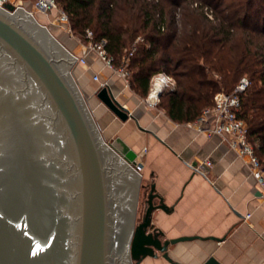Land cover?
Segmentation results:
<instances>
[{"label":"water","instance_id":"1","mask_svg":"<svg viewBox=\"0 0 264 264\" xmlns=\"http://www.w3.org/2000/svg\"><path fill=\"white\" fill-rule=\"evenodd\" d=\"M38 18L0 7V264L170 260V245L191 238L162 241L152 228L153 213L168 209L154 186L137 221L146 189L137 153L120 137L105 141L77 58ZM96 97L121 121L134 118L109 84Z\"/></svg>","mask_w":264,"mask_h":264},{"label":"crops","instance_id":"2","mask_svg":"<svg viewBox=\"0 0 264 264\" xmlns=\"http://www.w3.org/2000/svg\"><path fill=\"white\" fill-rule=\"evenodd\" d=\"M69 41L64 42L71 52L87 57L88 64H78L75 77L105 141L120 137L137 153L134 166L143 164L139 174L146 189L140 191L137 221L145 213L146 193L154 186L168 209L153 213L152 228L163 233L162 241L191 238L170 245V260L160 255L140 264H204L211 256L221 264H264V197L246 162L220 137H209L190 123L172 120L159 107L148 106L147 97L137 94L130 81L127 85L106 69L86 45ZM94 74L104 75L101 81L108 82L133 119L121 121L97 99L101 82L94 81ZM209 161L210 166L205 165ZM189 162L203 164L208 179L194 172Z\"/></svg>","mask_w":264,"mask_h":264},{"label":"trees","instance_id":"3","mask_svg":"<svg viewBox=\"0 0 264 264\" xmlns=\"http://www.w3.org/2000/svg\"><path fill=\"white\" fill-rule=\"evenodd\" d=\"M75 36L86 44L107 40L116 67L129 58L130 86L148 97L151 79L165 72L176 88L157 107L178 123L194 122L221 91L232 93L244 76L250 85L239 112L264 165V0H58ZM206 9L213 12L210 20ZM179 19L177 20V17Z\"/></svg>","mask_w":264,"mask_h":264},{"label":"built area","instance_id":"4","mask_svg":"<svg viewBox=\"0 0 264 264\" xmlns=\"http://www.w3.org/2000/svg\"><path fill=\"white\" fill-rule=\"evenodd\" d=\"M26 3H29L32 9H28ZM8 4L13 5L15 10L10 11L6 8V5ZM0 7L10 14H14V12L20 7L30 13L33 17L37 14H41L49 19L52 16V13L56 12V20L59 22L58 24L65 30H68L74 38L72 29L70 28L69 16L62 8L58 7V0H0ZM206 14L208 18L213 19V12L211 10L206 9ZM86 37L90 41L86 45L88 53L94 52L104 63L105 68L121 76L127 85L129 84L130 78V72L128 70L129 58L134 54L137 50V46L141 43H144L147 48H150V44L145 43L142 37L137 38L128 55L124 57L122 65L116 67L114 64V58L107 52V40L102 39L94 41L93 32L90 29L86 30ZM72 54L77 58V65L86 66L88 64L86 55H78L73 52ZM93 79L95 82H101V87L108 85V82L101 81L99 74H94ZM249 85L250 80L244 77L232 93H226L224 91L217 93L214 98V105L205 108L200 116L194 122L190 123L189 126L195 128L198 132L207 134L209 137H220L226 145L234 150L248 165L252 175L257 180L262 191V196L264 197V165L256 154L255 146L249 140L245 121L239 116L242 107L241 95L246 91ZM175 88V79L165 72H160L152 77L150 92L145 99V102L148 106L156 107L160 101L162 93L168 90H174ZM187 164L194 172L200 173L208 179L209 173L206 172L203 164L191 162ZM210 164V161L205 163V165L208 166H210ZM134 168L140 173L143 169V164L137 163ZM248 217L250 216L248 215L246 218Z\"/></svg>","mask_w":264,"mask_h":264},{"label":"rangeland","instance_id":"5","mask_svg":"<svg viewBox=\"0 0 264 264\" xmlns=\"http://www.w3.org/2000/svg\"><path fill=\"white\" fill-rule=\"evenodd\" d=\"M30 4L29 3H26V7L28 8V9H32L31 8V6H29ZM58 7L59 8H61L60 7V5L58 4ZM56 12H53V14H52V18H51V21H50V19L49 18H47V17H45L44 15H41V14H37L36 16H39V18H38V20H39V22L41 23V24H44V25H46L49 29H50V31H51V33L61 42V43H63L67 48H69V49H71L72 47H70L68 44H66L65 42H67V41H69V39L71 38V41H69V42H72L73 44H77V43H82V44H84V45H87L85 42H84V40H82V39H80L79 38V36L77 35V36H75V34L73 33V31H72V33H73V35H74V38H73V36H71V33H69V31L68 30H66V32L67 33H65V30L63 31L62 29H63V27H61V25H59L58 23V21L56 20L57 18H56ZM179 19V16L177 17V20ZM210 19V18H209ZM214 19H215V16H214V14H213V19H210V20H213L214 21ZM54 20H55V22H54ZM52 22H54V23H52ZM50 24H55V25H50ZM70 28H71V25H70ZM69 36V37H68ZM65 41V42H64ZM71 45V44H70ZM78 68H79V66L78 65H76L75 66V68L73 69L74 70V72H76V70H78ZM110 71V70H109ZM100 77L101 78H103L104 77V75L103 74H101L100 75ZM244 77H246L247 78V76H244ZM243 77V78H244ZM80 86V85H79ZM81 88V87H80ZM82 89V88H81ZM158 103H160V101L158 102Z\"/></svg>","mask_w":264,"mask_h":264}]
</instances>
